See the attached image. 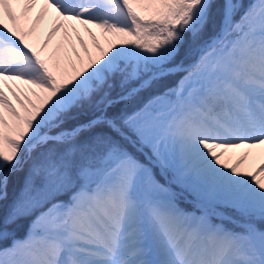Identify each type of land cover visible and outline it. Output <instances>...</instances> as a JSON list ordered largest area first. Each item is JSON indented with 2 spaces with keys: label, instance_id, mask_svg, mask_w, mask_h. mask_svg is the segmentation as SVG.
<instances>
[{
  "label": "snow or ice",
  "instance_id": "obj_1",
  "mask_svg": "<svg viewBox=\"0 0 264 264\" xmlns=\"http://www.w3.org/2000/svg\"><path fill=\"white\" fill-rule=\"evenodd\" d=\"M0 264H264V0H0Z\"/></svg>",
  "mask_w": 264,
  "mask_h": 264
},
{
  "label": "trees",
  "instance_id": "obj_2",
  "mask_svg": "<svg viewBox=\"0 0 264 264\" xmlns=\"http://www.w3.org/2000/svg\"><path fill=\"white\" fill-rule=\"evenodd\" d=\"M159 91H162V89H158V90H157V92H159ZM151 95H152L151 93H146V94H145V97H144V100L146 101ZM132 107L135 108L136 105H133ZM122 108L125 109V106H124V105H121V108L118 109V111H120ZM25 174H26V170H25V173H21V174H20L19 179H14V181H13V185H14V188H15L16 190H19V189L21 188V186H22L23 176H24ZM10 194H11V193H9V195H10Z\"/></svg>",
  "mask_w": 264,
  "mask_h": 264
},
{
  "label": "bare ground",
  "instance_id": "obj_3",
  "mask_svg": "<svg viewBox=\"0 0 264 264\" xmlns=\"http://www.w3.org/2000/svg\"><path fill=\"white\" fill-rule=\"evenodd\" d=\"M16 11H17V14L19 15V9H16ZM50 27H51V24L46 22L45 31L43 33H41V35H40L41 42L43 41L44 36L46 35L47 28H50ZM57 39H59V37ZM55 43H56V41L53 42V46L55 45Z\"/></svg>",
  "mask_w": 264,
  "mask_h": 264
},
{
  "label": "rangeland",
  "instance_id": "obj_4",
  "mask_svg": "<svg viewBox=\"0 0 264 264\" xmlns=\"http://www.w3.org/2000/svg\"><path fill=\"white\" fill-rule=\"evenodd\" d=\"M86 39H87V37H86ZM102 42H103V41H102ZM194 59H195V56H194ZM183 206L190 207V206H187V205H183Z\"/></svg>",
  "mask_w": 264,
  "mask_h": 264
}]
</instances>
